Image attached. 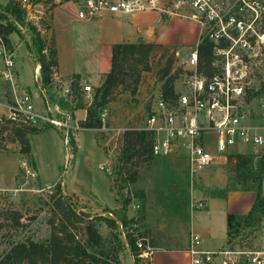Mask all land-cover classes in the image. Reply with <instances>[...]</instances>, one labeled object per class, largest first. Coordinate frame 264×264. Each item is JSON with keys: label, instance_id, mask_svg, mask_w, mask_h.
<instances>
[{"label": "rangeland", "instance_id": "rangeland-1", "mask_svg": "<svg viewBox=\"0 0 264 264\" xmlns=\"http://www.w3.org/2000/svg\"><path fill=\"white\" fill-rule=\"evenodd\" d=\"M7 1L0 0V9ZM28 1L32 11L30 15L27 14L26 21L29 22V18L41 17L39 22H47V24L50 10L63 3V0ZM143 1L148 3L150 0ZM153 1L155 6L163 5L170 13L180 15L186 13L185 8L174 10L173 0ZM20 32L21 36L15 33L9 36L10 49L15 55L16 86L11 87L0 77V104H10L16 92L27 90L32 93L34 111L42 113L45 110L42 87H40L39 75H34L33 70L37 56L30 53L28 48L35 37L24 27ZM166 32V41L176 46L182 45L179 42L189 41L197 33L200 34L201 27L197 22L182 17L171 21ZM38 34L40 39L51 47L50 38L46 37L48 35ZM197 42L198 39L193 40L187 46L194 47ZM171 50L173 49L163 46L153 50L147 61L149 69L141 71L134 93H131L128 86L126 87L130 84L129 81L126 82L125 87H118L115 90L112 100L104 107L106 116L104 121H101V126L96 129L84 128L80 131L84 138L85 135L90 136L91 145L87 143L88 146L78 152H76L78 150L76 134L80 132L69 135L65 143L63 133L51 127L44 132L27 136L36 162L34 163L31 152L27 155L20 154L19 143L9 141L12 125L7 126L0 133V253L11 243L27 239L36 242L45 241L52 232L49 221L58 223L59 214L53 210V202L61 197L67 198L63 202H69L75 212H83L91 217L126 219L128 222L126 227L117 223L113 228H109L104 221H96L98 232L103 238V248L111 253V264H115V259L118 260L116 264H134L125 237L127 233L133 234L136 240L145 239L154 249L165 248V235L184 234L188 215L202 210L195 209L196 203L200 202L204 205L193 195V192L195 189L204 188V179H208L207 176L204 174L191 176L184 169L183 164L165 158L152 157L146 161L136 158L128 162L120 159L122 131L145 126L154 99L163 85L160 71L169 60L171 64L168 76L178 75V64L185 55L181 54L182 58L176 60ZM259 77L254 85L263 92L264 71ZM88 82L92 85L98 83L97 78ZM45 88L47 97L51 100L56 99L55 101L59 103L61 100L67 103L68 106L64 110L70 112L74 118L78 117L73 114L74 110L82 108H76L75 104L66 102L53 86ZM250 104L253 108L255 102L251 101ZM83 108L85 109V106ZM0 113L5 114V108L0 107ZM214 138L213 133L206 135L210 145L207 148L209 151L213 150L211 145ZM238 151L246 154L249 149L239 148ZM252 156L250 164L252 168H256L258 161L263 158L261 187L264 196V153L252 154ZM23 161L30 164L36 172L34 179L26 177L21 168ZM102 164L107 166L108 172L99 170L98 167ZM224 168L223 175L227 179L229 174L227 163ZM57 183H61L60 193L55 190ZM15 214L19 216L18 223L13 220L17 217ZM83 226L77 224L74 230L81 243H84L86 238ZM244 231L242 240L248 245H253L258 235L263 232L257 227H250ZM139 264L144 263L139 261Z\"/></svg>", "mask_w": 264, "mask_h": 264}, {"label": "built area", "instance_id": "built-area-1", "mask_svg": "<svg viewBox=\"0 0 264 264\" xmlns=\"http://www.w3.org/2000/svg\"><path fill=\"white\" fill-rule=\"evenodd\" d=\"M16 1L26 8L28 15L31 14L28 0ZM173 1L174 10H186L185 14H176L200 25L198 43L183 50H171L176 60L182 58L181 54L185 55L178 64V75L174 74L173 94L164 98L159 91L145 126L135 130L150 132L152 157L182 159L191 176H201L212 165H226L228 155L234 154L233 148L246 147L255 155L264 153V90L254 85L264 71V0ZM78 4L77 16L82 20H93L103 11L115 13L155 7L153 0L148 3L143 0H118L116 3L81 0ZM40 19L29 18V22L38 33L48 35L49 23L39 22ZM200 44L206 45V57L200 52ZM14 56V52L0 41V77L13 88L16 86ZM51 80L52 86L69 104L80 99L87 108L92 103L94 89L91 86L77 82L79 92L75 93L72 80H62L55 70ZM45 91L42 88L44 112H35L32 93L20 90L10 104H0L6 110L5 114L0 113V121L50 126L63 133L67 143L69 135L84 128L77 118L61 108L59 101L47 97ZM251 101L255 102L253 108ZM105 116L103 108L100 121H104ZM209 133L215 134L211 151L207 149L210 147L206 139ZM21 168L26 177H36L26 161L21 162ZM98 168L108 172L105 164ZM202 207L200 202L195 205L197 210ZM244 230L247 228L243 227L239 235L219 250L203 249L200 236L191 233L186 246L189 264H264V231L253 245H248L242 240ZM135 243L140 261L149 264L153 248L145 239Z\"/></svg>", "mask_w": 264, "mask_h": 264}, {"label": "trees", "instance_id": "trees-1", "mask_svg": "<svg viewBox=\"0 0 264 264\" xmlns=\"http://www.w3.org/2000/svg\"><path fill=\"white\" fill-rule=\"evenodd\" d=\"M81 1V0H63ZM27 10L22 8L16 0H8L0 9V41L10 48L9 36L16 34L21 36V28L32 32L35 38L28 48L30 53L37 56L36 63L39 65V79L41 87H52L51 73L57 65L55 50L43 42L36 28L26 21ZM162 47L154 43L139 41L137 43H117L111 48L110 70L105 75L103 82L94 89V99L86 108V117L80 121V126L87 129H96L101 126L99 114L101 110L112 100L115 90L118 87H125L127 84L131 93H134L139 82L141 71L149 69L147 61L155 48ZM203 56L208 55L206 45L199 46ZM47 50V53L44 52ZM170 60L160 71V79L163 80L161 88L162 96L173 94L174 76H168L170 72ZM78 79L72 80L73 91L79 92ZM46 89V88H45ZM62 109L68 104L59 103ZM84 104L79 100L75 103L76 108H83ZM11 128V143L17 142L20 145V154H29L31 149L28 142L29 134H38L51 127L45 126L42 129L31 125H17L3 119L0 124V133L7 126ZM72 141V138H71ZM120 159L128 160L140 158L143 161L152 158L151 145L152 137L150 132L144 130L126 129L122 131ZM252 154H230L227 157L228 176L226 191H255L256 198L244 216L235 217L227 215V242L240 234L243 227L250 228L259 226L264 218V197L261 195L262 165L263 158L258 161L257 167L252 168ZM57 193L61 191V183L55 185ZM65 197L58 198L53 202V210L59 214L58 223L52 220L49 224L52 227L50 236L43 242H36L27 239L22 242L11 243L5 251L0 253V264H111V253L103 248V238L98 232L96 221H104L109 228L120 224L126 227L128 222L124 217L118 220L104 216H89L85 213L75 212V209ZM17 216V214H15ZM19 216L13 218L18 223ZM71 219H73L71 221ZM83 224L85 241L81 243L76 236L75 226ZM126 241L129 245L134 264H139V249L136 246V239L133 234L127 233ZM115 259V258H113ZM118 260L115 259V264ZM113 262V263H114Z\"/></svg>", "mask_w": 264, "mask_h": 264}, {"label": "crops", "instance_id": "crops-1", "mask_svg": "<svg viewBox=\"0 0 264 264\" xmlns=\"http://www.w3.org/2000/svg\"><path fill=\"white\" fill-rule=\"evenodd\" d=\"M109 1L116 3L118 0ZM78 7V3L67 1L50 10L48 39L50 38L56 53L57 75L64 81L76 78L80 84L89 85L93 89L103 82L110 70L112 45L142 41L173 50H183L199 36L197 33L189 41L179 42L182 45H176L183 46L182 48L166 41V30L170 22L182 17L176 13H168L169 11L163 5L126 12L103 11L93 20L79 19ZM1 68L0 60V70ZM33 70L34 75L38 76L39 65L35 62ZM94 78H97L96 85L88 82ZM73 114L78 116L79 121H83L86 117V108L76 109ZM85 136L84 138L82 132L76 134L78 143L76 152L87 147V143L91 145L90 136ZM238 150L239 148H233L232 153H240ZM30 152L36 163L32 150ZM251 153L249 149L246 154ZM165 159L183 164L186 169L182 159ZM224 167L225 165H212L203 172L208 179H204V188L195 189L193 195L202 201L204 207L188 215L183 235H165V248H153L149 264H189L190 258L186 252V246L191 233L200 236L201 246L205 250H219L227 245V215L235 217L246 215L255 201L256 192L253 190L226 191L227 179L223 175ZM71 193L82 197L74 192ZM261 195L263 196L262 187ZM259 229L264 231V218Z\"/></svg>", "mask_w": 264, "mask_h": 264}, {"label": "water", "instance_id": "water-1", "mask_svg": "<svg viewBox=\"0 0 264 264\" xmlns=\"http://www.w3.org/2000/svg\"><path fill=\"white\" fill-rule=\"evenodd\" d=\"M150 32H151V30H150ZM151 33H149V35H150Z\"/></svg>", "mask_w": 264, "mask_h": 264}]
</instances>
